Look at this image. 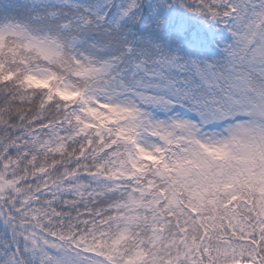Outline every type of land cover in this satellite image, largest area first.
<instances>
[{
  "label": "snow or ice",
  "instance_id": "1",
  "mask_svg": "<svg viewBox=\"0 0 264 264\" xmlns=\"http://www.w3.org/2000/svg\"><path fill=\"white\" fill-rule=\"evenodd\" d=\"M0 264H264V0H0Z\"/></svg>",
  "mask_w": 264,
  "mask_h": 264
}]
</instances>
